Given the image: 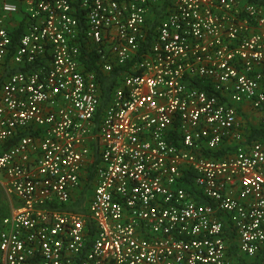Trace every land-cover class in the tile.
Listing matches in <instances>:
<instances>
[{
  "label": "built area",
  "instance_id": "1",
  "mask_svg": "<svg viewBox=\"0 0 264 264\" xmlns=\"http://www.w3.org/2000/svg\"><path fill=\"white\" fill-rule=\"evenodd\" d=\"M164 1L0 0V264L264 262V0Z\"/></svg>",
  "mask_w": 264,
  "mask_h": 264
},
{
  "label": "trees",
  "instance_id": "2",
  "mask_svg": "<svg viewBox=\"0 0 264 264\" xmlns=\"http://www.w3.org/2000/svg\"><path fill=\"white\" fill-rule=\"evenodd\" d=\"M168 0H165L162 4L157 5L154 7V19L152 23H156L159 19V17L162 15V11L164 6ZM19 31H13L11 34L12 37V43L10 46V49L13 50L15 44L18 41L19 37ZM150 38V36H149ZM86 69H95L98 73L99 82H100V90H101V97H100V103L98 110L96 112V118H98L108 100V95L112 89V87L116 84L117 79L121 71L123 70L122 67H116L112 71L107 73H102L97 69L96 64H94V60L92 58H89L87 61V64L85 65ZM17 68H23L21 66H14L9 67L8 65L4 69V73H8L10 71H13ZM2 77H0V83H1ZM248 139H255V138H264V123H260L257 126L250 125L248 135ZM224 152V149L217 151L214 153L215 156H220ZM87 184L84 186L82 192L80 193L79 197L77 198L76 202H73L67 206H64V208L67 209H74V210H81V203L84 200V196L87 190ZM9 214V205L8 201L0 187V226H1V220ZM229 254L232 259V264H264L263 262V253L259 252L258 254L254 255L253 257H248L243 254L238 253L236 244L234 242H230L229 244Z\"/></svg>",
  "mask_w": 264,
  "mask_h": 264
},
{
  "label": "crops",
  "instance_id": "3",
  "mask_svg": "<svg viewBox=\"0 0 264 264\" xmlns=\"http://www.w3.org/2000/svg\"><path fill=\"white\" fill-rule=\"evenodd\" d=\"M241 110H240V115H238V117L240 118V120H241V123H242V125H243V127L247 130V131H249V127H250V125H253V126H257L258 124H255V122L254 123H252L251 122V119H254L256 116H257V114L258 113H260L259 111H257V110H253V109H251L250 108V106H248L247 104H243L242 105V107L240 108ZM239 120V119H238ZM244 129V130H245ZM246 130H245V132H246ZM247 135H248V133H247ZM247 137V136H246ZM247 139V141L249 142V141H251V140H253V139H248V138H246ZM255 139H262V140H264V138H255ZM227 149H230V148H227ZM0 187H1V185H0ZM1 189H2V187H1ZM2 191H3V189H2ZM3 193H4V191H3ZM4 195H5V197H6V199H7V201H8V205H9V213H10V211H11V208H12V205L14 204V202H15V199L14 198H9V197H7V195L4 193ZM7 216V215H6ZM1 227V226H0Z\"/></svg>",
  "mask_w": 264,
  "mask_h": 264
},
{
  "label": "rangeland",
  "instance_id": "4",
  "mask_svg": "<svg viewBox=\"0 0 264 264\" xmlns=\"http://www.w3.org/2000/svg\"><path fill=\"white\" fill-rule=\"evenodd\" d=\"M251 122L252 123L255 122V124H260L261 123V114L258 113L257 116L254 119H251ZM0 177H1V175H0Z\"/></svg>",
  "mask_w": 264,
  "mask_h": 264
}]
</instances>
